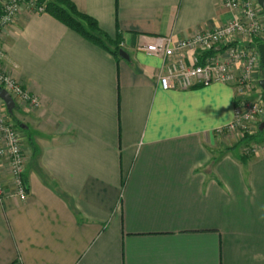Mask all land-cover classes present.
I'll return each mask as SVG.
<instances>
[{"label":"crops","instance_id":"obj_1","mask_svg":"<svg viewBox=\"0 0 264 264\" xmlns=\"http://www.w3.org/2000/svg\"><path fill=\"white\" fill-rule=\"evenodd\" d=\"M71 2L128 59L46 11L4 30L1 67L35 102L15 103L29 193L14 196L1 168L0 264H264V152L243 157L216 133L234 117L235 88L163 89L162 59L142 48L233 11L221 0ZM247 96L264 102L261 88Z\"/></svg>","mask_w":264,"mask_h":264},{"label":"built area","instance_id":"obj_2","mask_svg":"<svg viewBox=\"0 0 264 264\" xmlns=\"http://www.w3.org/2000/svg\"><path fill=\"white\" fill-rule=\"evenodd\" d=\"M49 0H2L0 2V41L4 30L21 12L43 13ZM233 11V16L214 29H201L189 37L173 40L171 35H157L152 42L142 46L148 54L160 57L163 70L158 81L163 89L188 88L194 84L207 85L221 82L235 88L234 117L224 129L241 128L248 130L264 118V102L261 103L247 94L260 88L255 76L261 65L258 51L259 41L264 39V11L257 0H221ZM264 18V17H262ZM216 52L202 60L198 53ZM192 52L187 63L183 53ZM181 54V55H180ZM4 51L0 42V61ZM0 62V88L13 97L15 103H34L35 98L3 68ZM14 103V104H15ZM21 127L15 125L0 98V204L6 198L1 168H6L11 181L12 193L25 200L29 191L24 182L26 157L22 145Z\"/></svg>","mask_w":264,"mask_h":264},{"label":"trees","instance_id":"obj_3","mask_svg":"<svg viewBox=\"0 0 264 264\" xmlns=\"http://www.w3.org/2000/svg\"><path fill=\"white\" fill-rule=\"evenodd\" d=\"M45 11L56 17L57 20L71 28L85 39L93 42L94 44L109 50L117 58L119 56L118 50L121 48L119 44L107 36L100 28L97 21L87 15L80 12L75 4L71 0H49L46 2ZM261 68L264 67V63H261ZM260 78H263L259 74ZM17 106V105H16ZM17 108V107H16ZM16 109L13 114H10L11 119L18 127L22 126L20 120L15 116ZM263 133V130H259L257 127V134Z\"/></svg>","mask_w":264,"mask_h":264},{"label":"rangeland","instance_id":"obj_4","mask_svg":"<svg viewBox=\"0 0 264 264\" xmlns=\"http://www.w3.org/2000/svg\"><path fill=\"white\" fill-rule=\"evenodd\" d=\"M261 16L264 17L263 14ZM262 17L260 21L262 24H264V18ZM255 41L262 42L264 41V39L258 38L255 39ZM260 67L258 68L261 71L260 74L264 76V67L262 68ZM16 107L18 106L15 105L14 111L15 109L17 111ZM257 125L258 124H252L248 130H244V131L241 128H237V127H234L233 129H224L219 134H225V136L228 137L229 141L233 142L234 144L233 146L236 147L238 151L239 150L241 151V155L243 157L245 156L248 157L257 154L258 152H264V130L263 133L257 134ZM34 152L32 153L35 156ZM27 155L28 154H25V157H27Z\"/></svg>","mask_w":264,"mask_h":264},{"label":"water","instance_id":"obj_5","mask_svg":"<svg viewBox=\"0 0 264 264\" xmlns=\"http://www.w3.org/2000/svg\"><path fill=\"white\" fill-rule=\"evenodd\" d=\"M257 2L259 3L260 7L264 11V0H257ZM258 51H259V54H260L261 63H264V44L263 43H259ZM118 52H119V56H121L124 59H128V54L124 50H122V48H120L118 50ZM258 84H259V87L262 89L263 94H264V77L263 78H259ZM0 98L4 101L6 109H7V112L9 113V115L13 114V111H14V108H15L16 104H14L15 101H14L13 97L10 95V93L7 92V90L4 89V88H0ZM23 127H25V126H22V128ZM258 129L259 130H264V118L259 123Z\"/></svg>","mask_w":264,"mask_h":264}]
</instances>
